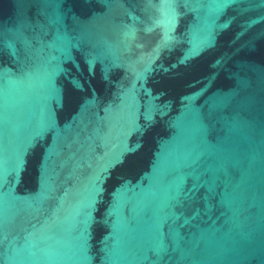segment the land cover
Returning a JSON list of instances; mask_svg holds the SVG:
<instances>
[{"label":"water","instance_id":"95a60500","mask_svg":"<svg viewBox=\"0 0 264 264\" xmlns=\"http://www.w3.org/2000/svg\"><path fill=\"white\" fill-rule=\"evenodd\" d=\"M0 264H264V0H0Z\"/></svg>","mask_w":264,"mask_h":264}]
</instances>
